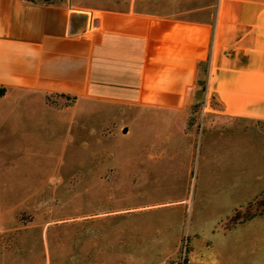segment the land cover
I'll return each instance as SVG.
<instances>
[{"label":"crops","instance_id":"1","mask_svg":"<svg viewBox=\"0 0 264 264\" xmlns=\"http://www.w3.org/2000/svg\"><path fill=\"white\" fill-rule=\"evenodd\" d=\"M206 61L220 106L208 109L216 134L205 140L204 154L216 167L230 147L247 152L249 130L264 136V0H0V258L8 257L3 236L20 229L9 217L24 189L8 179L25 124L39 128L43 114H65L84 146L92 130L144 116L155 121L146 156L168 175L169 166L183 169L194 159L187 125L198 64ZM46 97L74 103L59 110ZM93 103L110 114L102 124L92 121ZM263 166L250 173L249 193L232 209L264 189L252 187ZM43 264H59V255L48 254Z\"/></svg>","mask_w":264,"mask_h":264},{"label":"rangeland","instance_id":"2","mask_svg":"<svg viewBox=\"0 0 264 264\" xmlns=\"http://www.w3.org/2000/svg\"><path fill=\"white\" fill-rule=\"evenodd\" d=\"M55 98L50 105L59 110L74 103ZM219 106L208 84L196 87L187 125L194 159L183 169L169 166L168 175L146 156L155 121L144 116L110 122L96 136L92 130L84 146L65 114H43L39 128L26 122L8 179L24 189L9 217L20 229L3 236L8 257L0 264H43L48 254L59 255V264H264V189L232 209L245 201L250 173L264 165V136L249 130L247 152L230 147L214 167L204 154L205 140L216 134L206 116ZM93 107L92 121L102 124L110 114ZM172 127L169 139L178 130ZM259 174L252 187L264 186V169Z\"/></svg>","mask_w":264,"mask_h":264},{"label":"trees","instance_id":"3","mask_svg":"<svg viewBox=\"0 0 264 264\" xmlns=\"http://www.w3.org/2000/svg\"><path fill=\"white\" fill-rule=\"evenodd\" d=\"M208 62H200L198 64V68H197V79H196V87L200 88V89H204L206 87V77L208 76ZM201 75L203 76V78L201 77ZM208 78V77H207ZM63 96V95H60ZM50 97H46V102L48 104H51L50 102Z\"/></svg>","mask_w":264,"mask_h":264}]
</instances>
